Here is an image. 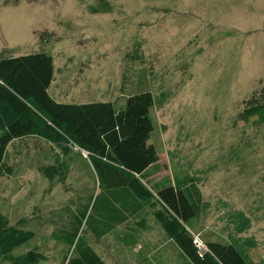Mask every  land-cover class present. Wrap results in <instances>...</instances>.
Masks as SVG:
<instances>
[{"label": "rangeland", "instance_id": "374dc122", "mask_svg": "<svg viewBox=\"0 0 264 264\" xmlns=\"http://www.w3.org/2000/svg\"><path fill=\"white\" fill-rule=\"evenodd\" d=\"M108 1L109 12L92 14L100 0H0V55L49 53L57 102L117 107L151 91L159 161L143 182L153 190L174 171L199 179L196 248L241 238L253 245L251 264H264V123L240 116L250 100L264 103V0ZM4 157L0 224L33 232L14 255L35 248L41 264H67L65 236L88 207L78 235L106 264H189L143 209L109 229L89 161L74 145L64 154L37 137L14 140ZM60 162L65 177L46 179L44 169ZM239 212L248 224L236 233Z\"/></svg>", "mask_w": 264, "mask_h": 264}, {"label": "trees", "instance_id": "16d2710c", "mask_svg": "<svg viewBox=\"0 0 264 264\" xmlns=\"http://www.w3.org/2000/svg\"><path fill=\"white\" fill-rule=\"evenodd\" d=\"M89 10L92 14L109 12V1L100 0ZM52 66L53 58L46 52L0 55V174L9 171L4 155L11 141L37 137L55 144L64 154L77 146L87 153L100 190L94 201L103 195L100 215L105 216L109 229L125 223L130 213L140 215L138 211L143 209L189 264H251L246 251L253 245L241 238H230L227 243L205 240V250L196 248L192 230L204 209L199 179L174 171L172 179L154 184L153 190L143 182L152 181L146 171L159 161L150 138L154 131L151 91L134 93L117 107L114 101L57 102L48 93L54 75ZM240 116L257 117L258 123H264V103L250 100ZM57 166L65 168L59 172ZM67 172L65 163L60 162L45 168L43 174L48 180L59 176L61 181ZM87 213L88 207L80 213L73 232L65 236L71 250L67 264H106L78 235ZM88 219L89 215L84 223ZM146 222L140 217L136 225L146 229ZM5 223L0 224V264H41L46 260L35 248L14 255L15 247L28 241L33 232L4 226ZM233 224L238 233L244 231L248 221L239 212Z\"/></svg>", "mask_w": 264, "mask_h": 264}, {"label": "crops", "instance_id": "0c3cea01", "mask_svg": "<svg viewBox=\"0 0 264 264\" xmlns=\"http://www.w3.org/2000/svg\"><path fill=\"white\" fill-rule=\"evenodd\" d=\"M64 102H65V101H64ZM65 103H67V102H65ZM156 163H157V162H156ZM157 166H158V163H157L156 166H154V170H153L154 173L157 171V168H156ZM149 172H151V175H149V178L152 180V178H151V176H152V174H153V173H152V170H150ZM146 218H151V219L154 221V219H153L151 216H150V217L146 216ZM136 222H138V220H137ZM154 224L156 225V222H155V221H154ZM145 225H146V229L140 227V229H141L142 231H144V232H146V231L149 229V226L147 225V222H146ZM137 226H138V225H137ZM156 226H157V228L159 229V231L161 232V234H163L164 240H167L166 243L169 242V244H172V245H173V242L170 241V239H169L168 237L165 236L164 231H162L158 225H156ZM161 245H162V243H161ZM173 246H174V245H173ZM173 263L176 264L175 261H174ZM169 264H172V262L169 261Z\"/></svg>", "mask_w": 264, "mask_h": 264}, {"label": "water", "instance_id": "95a60500", "mask_svg": "<svg viewBox=\"0 0 264 264\" xmlns=\"http://www.w3.org/2000/svg\"><path fill=\"white\" fill-rule=\"evenodd\" d=\"M76 149H78L80 151V153H82L85 157H87V153H85L84 151L80 150L79 147L75 146Z\"/></svg>", "mask_w": 264, "mask_h": 264}]
</instances>
